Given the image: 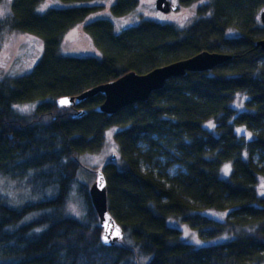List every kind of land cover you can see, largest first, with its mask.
<instances>
[{"label":"trees","instance_id":"obj_1","mask_svg":"<svg viewBox=\"0 0 264 264\" xmlns=\"http://www.w3.org/2000/svg\"><path fill=\"white\" fill-rule=\"evenodd\" d=\"M43 1L12 0L0 19V50L8 33L42 43L29 73L0 80V178L28 191L18 206L0 194V264H264V196L256 188L264 179V51L256 46L264 0H175L198 5L187 27L144 19L119 33L110 18L133 13L138 0H113L109 17L92 21L102 7L89 4L100 0H59L64 7L39 13ZM78 25L99 57L62 53ZM201 52L231 58L171 79L111 117L96 112L101 95L56 103ZM28 104L31 115L17 112ZM110 131L117 157L101 171L123 238L106 247L80 176L82 158L99 154ZM72 200L78 217L66 214ZM205 210L224 213V221ZM169 220L204 243L226 238L197 247Z\"/></svg>","mask_w":264,"mask_h":264},{"label":"rangeland","instance_id":"obj_2","mask_svg":"<svg viewBox=\"0 0 264 264\" xmlns=\"http://www.w3.org/2000/svg\"><path fill=\"white\" fill-rule=\"evenodd\" d=\"M12 0H4L0 7V19L6 18L10 14V3ZM173 4H177L175 0H169ZM113 0H100L90 3L91 6L102 7L96 14H94L90 21L100 18L109 17L108 8ZM139 4L136 10L121 18H110L114 25L116 33H119L125 28L137 25L141 20L153 19L163 24H174L178 27H187L196 20L195 10L198 5H193L188 8L178 6L176 12L168 14H159L155 9V0H138ZM64 5L59 0H44L39 8V13H44L50 8H62ZM83 25H78L73 28L65 37L61 45V51L64 55L73 57H99L98 51L93 46L91 39L83 32ZM42 43L41 41L31 35L8 33L4 36L3 46L0 50V80L4 77H18L29 73L32 67L37 63L41 55ZM245 100L243 96H238L234 106L241 107V103ZM35 108L34 104L22 105L16 108L17 112L23 116L32 114ZM247 132L243 127L237 128V132ZM243 133V132H242ZM114 161L117 157V148L114 144L111 131L106 136L105 145L102 151L93 156H84L82 163L86 166L87 171L83 170L80 180L87 183L88 186L95 179V172L101 171L103 166ZM229 167V165H228ZM228 168H226V171ZM259 195L264 196V179H259L256 186ZM0 194L3 199L11 206L21 205L28 200V191L21 183L10 181L9 179L0 178ZM66 214L78 217L81 214L80 207L74 200L70 201L66 207ZM203 214L216 221H224L225 214L214 210H205ZM168 224L172 227L178 228L183 240L186 243L197 247L204 245H213L223 241L226 237L218 238L209 242H202L197 235L187 228L186 225L179 221L169 220Z\"/></svg>","mask_w":264,"mask_h":264},{"label":"water","instance_id":"obj_3","mask_svg":"<svg viewBox=\"0 0 264 264\" xmlns=\"http://www.w3.org/2000/svg\"><path fill=\"white\" fill-rule=\"evenodd\" d=\"M155 9L159 14L164 15L176 12L178 6L169 0H155ZM259 19L264 25V11L260 13ZM256 46L264 51V40L257 42ZM230 58L227 54L201 52L193 57L170 63L145 74L129 72L116 81L92 88L76 98H62L56 103L60 107H67L74 102H84L96 95H101L104 101L98 106L96 112L111 117L124 108L147 101L153 92L161 90L166 82L171 79L184 77L187 73L213 71ZM114 158L112 156V160ZM95 175L94 181L89 186L88 194L98 218L101 241L106 247H112L122 240L123 231L108 212L104 174L102 171H96Z\"/></svg>","mask_w":264,"mask_h":264}]
</instances>
